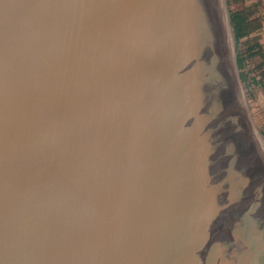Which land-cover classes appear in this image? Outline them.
Here are the masks:
<instances>
[{
    "label": "water",
    "instance_id": "95a60500",
    "mask_svg": "<svg viewBox=\"0 0 264 264\" xmlns=\"http://www.w3.org/2000/svg\"><path fill=\"white\" fill-rule=\"evenodd\" d=\"M228 49L220 0H0V264H264Z\"/></svg>",
    "mask_w": 264,
    "mask_h": 264
},
{
    "label": "rangeland",
    "instance_id": "374dc122",
    "mask_svg": "<svg viewBox=\"0 0 264 264\" xmlns=\"http://www.w3.org/2000/svg\"><path fill=\"white\" fill-rule=\"evenodd\" d=\"M220 2L227 24L229 18L231 25L230 11L239 10L248 15V20L254 26L253 30L241 37L238 43H236L235 35L232 39L228 31V58L231 69L238 73L239 77L236 91L239 103L246 109L250 120V131L264 152V87L257 82L264 83V0H230V4L227 0H220ZM250 46L253 48L249 50ZM238 50L242 55L258 51L256 55L246 59V65L243 68L255 78L256 82H252L250 78L246 81L241 78V70L236 63Z\"/></svg>",
    "mask_w": 264,
    "mask_h": 264
},
{
    "label": "trees",
    "instance_id": "16d2710c",
    "mask_svg": "<svg viewBox=\"0 0 264 264\" xmlns=\"http://www.w3.org/2000/svg\"><path fill=\"white\" fill-rule=\"evenodd\" d=\"M227 3L230 4V0H227ZM230 20H231V26L233 28L234 35L236 37V41H237L236 43L239 42L241 37L248 35L253 30L254 26L252 25V22L248 20V15L244 14L243 12L239 10L230 11ZM252 48L253 46H250L249 50ZM257 52L256 51L248 52L247 55H242L240 50L237 51L236 63H237L238 68L241 70L240 76L244 81L250 78L252 82H256L255 78L250 76L249 72L244 71L243 68L246 65V59L251 58L252 56L256 55ZM257 82L261 86L264 87V83L262 81H257Z\"/></svg>",
    "mask_w": 264,
    "mask_h": 264
},
{
    "label": "bare ground",
    "instance_id": "6f19581e",
    "mask_svg": "<svg viewBox=\"0 0 264 264\" xmlns=\"http://www.w3.org/2000/svg\"><path fill=\"white\" fill-rule=\"evenodd\" d=\"M224 11V10H223ZM227 20V19H226ZM226 22V21H225ZM226 29H227V34H228V31L230 32V30H229V26H228V24H227V22H226Z\"/></svg>",
    "mask_w": 264,
    "mask_h": 264
}]
</instances>
